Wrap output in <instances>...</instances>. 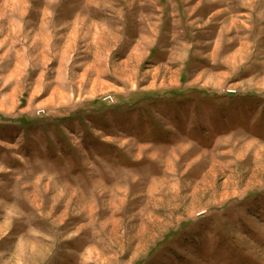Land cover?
Wrapping results in <instances>:
<instances>
[{
    "label": "rangeland",
    "instance_id": "rangeland-1",
    "mask_svg": "<svg viewBox=\"0 0 264 264\" xmlns=\"http://www.w3.org/2000/svg\"><path fill=\"white\" fill-rule=\"evenodd\" d=\"M0 221V264H264V0H0Z\"/></svg>",
    "mask_w": 264,
    "mask_h": 264
},
{
    "label": "crops",
    "instance_id": "crops-1",
    "mask_svg": "<svg viewBox=\"0 0 264 264\" xmlns=\"http://www.w3.org/2000/svg\"><path fill=\"white\" fill-rule=\"evenodd\" d=\"M4 202H11V201H6V200H3ZM17 208V207H16ZM19 208V210L24 214V215H26V211L23 209V208H21V207H18ZM17 208V209H18ZM2 213L3 214H5V210L4 211H2ZM6 215V214H5ZM25 219H26V223H24V225H23V227H20L21 229H23V230H18L17 232L18 233H15V232H13L16 236L17 235H20L19 237H26L27 236V233H28V230H30V229H34V225L33 226H30V228H28L29 227V224H28V220H27V217L25 216ZM1 220H5V217H3V219H1ZM0 222H2V221H0ZM23 235V236H22Z\"/></svg>",
    "mask_w": 264,
    "mask_h": 264
},
{
    "label": "built area",
    "instance_id": "built-area-1",
    "mask_svg": "<svg viewBox=\"0 0 264 264\" xmlns=\"http://www.w3.org/2000/svg\"><path fill=\"white\" fill-rule=\"evenodd\" d=\"M109 102H111V103H112L113 101H109Z\"/></svg>",
    "mask_w": 264,
    "mask_h": 264
}]
</instances>
